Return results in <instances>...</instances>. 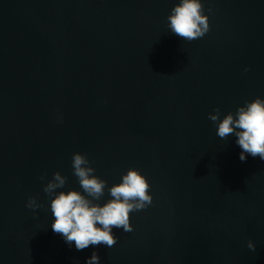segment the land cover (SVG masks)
Wrapping results in <instances>:
<instances>
[{
  "label": "water",
  "instance_id": "1",
  "mask_svg": "<svg viewBox=\"0 0 264 264\" xmlns=\"http://www.w3.org/2000/svg\"><path fill=\"white\" fill-rule=\"evenodd\" d=\"M176 2L0 0V264H264V160L208 119L264 98V0H202L193 42L167 27ZM77 151L107 182L98 203L130 167L149 181L112 248L52 230L43 183L60 171L83 193Z\"/></svg>",
  "mask_w": 264,
  "mask_h": 264
},
{
  "label": "clouds",
  "instance_id": "2",
  "mask_svg": "<svg viewBox=\"0 0 264 264\" xmlns=\"http://www.w3.org/2000/svg\"><path fill=\"white\" fill-rule=\"evenodd\" d=\"M167 27L187 42L203 38L210 30V23L202 0H178L167 16ZM244 71L248 72L249 68ZM58 119L62 121V117ZM208 119L216 125V135L220 139L235 135L236 143L242 149L239 156L242 162H246L247 155L264 160V98L258 96L246 100L235 113L229 111L223 118L220 108L216 107L208 113ZM72 169L83 193L74 188L60 190L67 183V177L60 171L54 172L51 179H47V173L39 178L42 182L47 179L43 183V192L50 198L54 217L52 230L62 235L69 245L74 242L78 251L99 245L112 248L118 239L112 230L132 232L130 213L142 211L153 203L149 181L140 170L130 167L119 183L108 188L111 199L101 204L97 201L104 196L107 182L95 174L88 157L74 152ZM25 206L35 214L44 204L35 196H29ZM246 247L256 251L251 239ZM99 260V254L93 251L86 264H99Z\"/></svg>",
  "mask_w": 264,
  "mask_h": 264
}]
</instances>
